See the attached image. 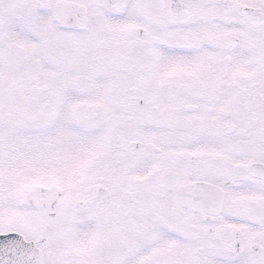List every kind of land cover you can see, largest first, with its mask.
I'll use <instances>...</instances> for the list:
<instances>
[{
	"label": "snow or ice",
	"instance_id": "snow-or-ice-1",
	"mask_svg": "<svg viewBox=\"0 0 264 264\" xmlns=\"http://www.w3.org/2000/svg\"><path fill=\"white\" fill-rule=\"evenodd\" d=\"M0 264H264V0H0Z\"/></svg>",
	"mask_w": 264,
	"mask_h": 264
}]
</instances>
